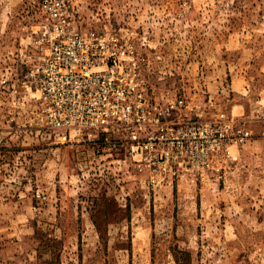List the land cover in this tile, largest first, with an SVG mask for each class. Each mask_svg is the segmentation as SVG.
Returning a JSON list of instances; mask_svg holds the SVG:
<instances>
[{
	"label": "rangeland",
	"instance_id": "374dc122",
	"mask_svg": "<svg viewBox=\"0 0 264 264\" xmlns=\"http://www.w3.org/2000/svg\"><path fill=\"white\" fill-rule=\"evenodd\" d=\"M69 1L78 27L150 58L188 127L176 164L171 140L136 154L118 131L50 137L32 92L2 82L41 48V2L0 0V264H264V0ZM204 123L244 138L211 146Z\"/></svg>",
	"mask_w": 264,
	"mask_h": 264
},
{
	"label": "built area",
	"instance_id": "2783aa9c",
	"mask_svg": "<svg viewBox=\"0 0 264 264\" xmlns=\"http://www.w3.org/2000/svg\"><path fill=\"white\" fill-rule=\"evenodd\" d=\"M40 2L45 14L39 29L41 48L29 56L20 49L18 59L6 62L2 78L4 84H18L17 101L22 93L32 92L35 117L57 140L81 134L107 139L118 131L127 134L128 148L136 154H143L156 141L171 143L160 158L176 164L179 156L172 147L180 146L183 137L178 134L188 127L179 121L186 104L182 98L170 101L167 91L155 89L146 76L151 75L150 58L142 57L116 29L98 32L78 27L69 0ZM23 67L28 68L26 74L19 71ZM191 127L200 133L198 139L211 146L226 138H244L241 128L229 132L233 123ZM201 149L203 154L208 152Z\"/></svg>",
	"mask_w": 264,
	"mask_h": 264
}]
</instances>
